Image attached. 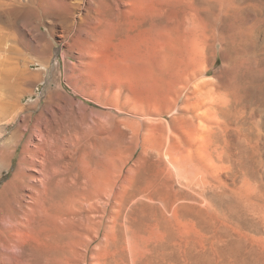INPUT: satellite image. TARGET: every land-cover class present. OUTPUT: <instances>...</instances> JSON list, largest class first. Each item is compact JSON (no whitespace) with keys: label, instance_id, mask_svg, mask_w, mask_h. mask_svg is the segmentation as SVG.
<instances>
[{"label":"rangeland","instance_id":"rangeland-1","mask_svg":"<svg viewBox=\"0 0 264 264\" xmlns=\"http://www.w3.org/2000/svg\"><path fill=\"white\" fill-rule=\"evenodd\" d=\"M43 1L0 0L22 116L52 105L33 179L0 197V248L21 264H264V0H110L82 24ZM26 30L36 45L12 41ZM199 80L252 95L208 114Z\"/></svg>","mask_w":264,"mask_h":264},{"label":"bare ground","instance_id":"bare-ground-1","mask_svg":"<svg viewBox=\"0 0 264 264\" xmlns=\"http://www.w3.org/2000/svg\"><path fill=\"white\" fill-rule=\"evenodd\" d=\"M36 1L37 0H29V2H31V3H35ZM45 1H43V2L45 3ZM21 2H22V0H10L9 3L6 2V3H4V5H1V6L2 7L4 6L3 8H8V11H10V10H12L11 8L16 7L17 5L21 4ZM69 2L70 3H68V5L72 9L76 10V12H78V16H77L78 20H75V21L82 24L85 22L86 18L87 19L92 18L91 14L94 11H97L100 9L101 10L107 9L110 12L115 11V9H113V8H114V5H116L118 1L111 3L110 0H70ZM222 2H224V1H222ZM222 2H220V3H222ZM192 3H193V1H192ZM45 4H42V5L45 7ZM42 5H40V7H42ZM193 6H195V4ZM118 8L119 7H117V9ZM150 8H151V6H150ZM222 8H223V11L227 12V4L223 3ZM138 9H140V7ZM142 9H143V6H142ZM154 9L156 10L157 6H155ZM25 33H26V35L21 36V38L18 36L19 40L15 39L12 41H14V42L19 41V44L22 46L23 45L24 46H27V45L31 46V44L36 45L35 43H32L35 40L33 41L32 39L30 40L28 38L30 36L32 37V35H31L32 33L30 31H27V30ZM29 33H31V34H29ZM10 41L11 40H6L5 42L4 41L0 42L2 45V47H0V98H1L0 103H2V110H3L2 113H3L4 117L5 118L6 117L13 118L11 122H8L7 124L0 126V173L3 170H9L10 168H12L14 160L15 159L18 160L17 169L15 170L12 178L9 180V182L4 186V188L0 192V197H2L5 201H8V202L10 200H12L11 199L12 196L15 198L22 197V195L21 196H19V195L22 193L21 191H22V189H24V186H26L28 183V182L27 183L25 182L27 177L32 178V176H26V174L24 173L25 169L28 168V166L34 165V159L33 160L31 159V161H28L27 155L32 156V158L35 157L36 149L40 148V147H38V146H40V144L39 145L35 144L34 146L32 145V141H31L32 135L31 134H33L34 136L36 134L40 137H44V133H43L42 129L40 128L42 126H40V124H41V122L49 123V121L47 120L48 118H46V113H47L46 111H48L49 108L52 106L50 100H49V102H46L43 105L42 104L40 105V103L37 102L35 105L41 106L39 114H37L36 116H34L33 114H27V115L22 116L23 110L20 107V103L23 100L25 95L20 94V92H21L20 88H22V87H20V84L23 80L24 81L26 80V75L20 73L19 69L17 67L6 68L8 56L5 57V53L8 52L7 48L10 47L9 46ZM43 68H44V66H43ZM202 76L204 77V73L202 74ZM202 76H199V77L202 78ZM198 78H196V80ZM197 87H198V89L199 88L202 89L204 91V94L206 95V99L208 100L207 101L208 104L206 103V105H207L206 111L208 114H210V113L215 114V115L220 114V115L224 116V114H226V113H224L225 109H227L232 103L241 104L243 101L249 100V98L252 95V91L249 88L243 89L241 87H238V88L233 89V85H232L231 81L214 82L213 80H201L197 84ZM226 90H227V94H226ZM203 91L199 90L197 94H200V93L202 94ZM243 109H245V108H243ZM195 115H196L195 116L196 119L203 117V115H201L200 113L195 114ZM21 116H22V119H21L22 122L18 123L17 119H19ZM10 127H12L13 130H11V133H10L11 135L9 136L6 133ZM49 142H50V140H49ZM58 143L59 144H57V142H55V144L57 146H59V148H60V144H61L60 138L58 139ZM31 145L33 147H31ZM53 148H55V146ZM58 151H59V149H58ZM60 151H63V150H60ZM46 162H48V160H46ZM46 162H44V163H46ZM46 164H44V165H46ZM27 181H29V179H27ZM29 183H28V185H29ZM8 208H10V207H8ZM4 257H8L11 264H21L22 261H31L33 263V259H31L32 258L31 255L26 251H20V250H19V252L12 251V250L8 251L7 249H1L0 248V264H5L2 262V259ZM48 259L46 261V264H49Z\"/></svg>","mask_w":264,"mask_h":264}]
</instances>
